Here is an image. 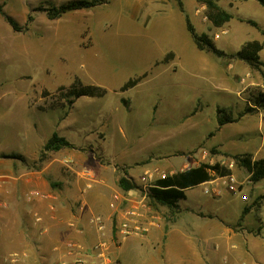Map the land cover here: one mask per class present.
Segmentation results:
<instances>
[{
  "label": "rangeland",
  "instance_id": "1",
  "mask_svg": "<svg viewBox=\"0 0 264 264\" xmlns=\"http://www.w3.org/2000/svg\"><path fill=\"white\" fill-rule=\"evenodd\" d=\"M71 1L0 0L22 28L15 32L0 17V160L13 164V176L0 180L16 178L19 165L28 185L39 182L45 189L24 187L29 202L46 191L59 205L69 198L71 211L81 206L77 196L109 185V233L105 226L96 244L106 241L101 250L110 264H264V179L252 183L224 155L264 158V8L255 0H216L231 16L220 28L197 0H97L57 19L37 10ZM186 16L226 55L259 42L260 64L197 49ZM133 78L138 83L120 91ZM74 84L99 87L105 95L70 103L64 95ZM219 116L231 122L219 126ZM52 133L69 146L44 151ZM201 163H233L231 174L247 200L225 187L216 195L198 186L185 192L177 209L154 204L151 183L142 181L146 170L169 175L164 169ZM122 177L135 185L130 195L117 186ZM143 193L156 223L148 241L137 235L134 203L126 205ZM114 194L115 211L109 208ZM83 206L89 218L106 223ZM214 217L220 235L204 242L200 229ZM123 222L132 231L125 238L118 233ZM6 235L2 245L9 230Z\"/></svg>",
  "mask_w": 264,
  "mask_h": 264
},
{
  "label": "crops",
  "instance_id": "2",
  "mask_svg": "<svg viewBox=\"0 0 264 264\" xmlns=\"http://www.w3.org/2000/svg\"><path fill=\"white\" fill-rule=\"evenodd\" d=\"M1 4L4 6L3 2ZM21 170L22 167L18 165L16 178L0 180V192L5 187L4 194L0 195V264H57L60 261H68L71 255L76 254V249L67 245L74 244L89 248L101 241V232L98 231L97 226L90 223L88 212L83 211L84 203L88 210L98 212L105 219L106 235L109 233L108 220L111 219L112 213L106 206L109 194L105 188L109 185H97L85 196H77L76 201H79L81 206L71 211L73 202L69 198H61L59 205L57 197L51 193L45 194L46 191H39L43 196L29 202L24 187L34 185L40 190L45 189L39 182L28 185V180L20 174ZM164 171L169 175L176 172L170 168ZM12 174V162L0 160V177ZM17 186L19 189L14 190ZM126 194L130 195L131 191ZM131 202L134 205H130ZM126 205L134 207L132 212L136 215L135 220L140 228V233L137 235L145 239L148 236L155 237L156 233L151 226L156 223L153 216L147 215L144 200L135 195L126 201ZM34 216L37 218L34 219ZM215 218L208 219L209 223L200 229L204 242L214 240L220 235L221 224ZM7 230L9 237L7 243L2 245ZM172 231L173 229L169 233ZM16 238H19L17 242ZM102 241L106 243L105 240ZM8 242L11 243L6 246Z\"/></svg>",
  "mask_w": 264,
  "mask_h": 264
},
{
  "label": "trees",
  "instance_id": "3",
  "mask_svg": "<svg viewBox=\"0 0 264 264\" xmlns=\"http://www.w3.org/2000/svg\"><path fill=\"white\" fill-rule=\"evenodd\" d=\"M206 8L205 14L207 20L214 28H220L227 23L231 16L228 12L221 9L216 0H197ZM261 7L264 8V0H255ZM97 0H74L59 6H51L49 8H38L46 13L47 18L57 19L67 13L82 9H90L94 7ZM3 4H0V17L9 24L13 31H21V26L4 9ZM32 16L29 15L27 21H30ZM187 32L189 33L193 43L199 50H205L216 57L237 58L246 62L251 67H257L259 62V52L262 49V44L257 41L244 44L239 51L233 55H226L223 51L217 49L209 36L205 33L197 34L194 27L190 23L188 17H185ZM139 78L128 80L120 88V91L135 86ZM105 95V90L95 86L71 85L66 91L64 98L68 102H73L81 97H102ZM218 125L222 126L225 123L231 122L219 116ZM69 146L66 138L60 137L57 133H52L49 139L44 144V151H59L62 148ZM233 160L239 167L245 169L249 174V179L252 183H258L264 179V158L253 159L249 153L242 154H224ZM231 174V170L219 163L208 164L201 163L198 166L190 167L183 171H178L167 175L164 179H159L150 189V197L154 204L165 206L171 210L177 209L178 202L185 199V192L195 188L201 184L209 182L216 177H222ZM117 186L125 192L135 188V185L128 179L122 177L117 180Z\"/></svg>",
  "mask_w": 264,
  "mask_h": 264
},
{
  "label": "built area",
  "instance_id": "4",
  "mask_svg": "<svg viewBox=\"0 0 264 264\" xmlns=\"http://www.w3.org/2000/svg\"><path fill=\"white\" fill-rule=\"evenodd\" d=\"M232 164H230V168L232 167ZM227 167V168H229ZM229 168V169H230ZM167 175L166 174H160L157 171H149L146 170L143 173L142 176V181L143 183L146 185L147 182H150L151 184L149 185L151 188L154 186V183L159 180V179H164ZM154 181V183H152ZM248 183H250L248 181ZM203 186V193L204 194H208L209 192H212L213 194L218 195L220 193V188L221 187H225L226 190L234 195V196H240L243 200H247V196L242 194V191L240 189L241 184L237 181V179L232 175V174H228L226 176H222L219 177L215 180H211L209 182H206L204 184H201ZM213 185L212 187L209 186ZM145 191V190H144ZM146 197V195L143 193L141 195V198L144 200ZM119 202V197L118 195L114 194L112 196V200L109 204V208L112 210H116L117 209V205ZM130 215V214H128ZM134 215V214H132ZM90 223H92L93 225L97 226V229L99 232H101V234L103 233L104 229H105V223L103 222V220H101L100 218L97 217H91L89 218ZM119 229V236L121 238H125L128 235L131 234V229L129 227V223L128 222H123L119 225L118 227ZM105 244L103 241L101 243L96 244L92 249L90 250H86L85 248H83L82 246H78V245H74V244H70L67 245L69 248H74L76 249V254L75 255H71L70 259L68 261H60L57 264H110V262L108 260H106L105 255H103L101 248L104 246L103 244ZM95 259V261L93 260ZM103 261H100V260Z\"/></svg>",
  "mask_w": 264,
  "mask_h": 264
}]
</instances>
